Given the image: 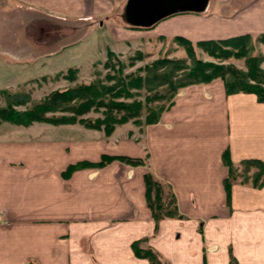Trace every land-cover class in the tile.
Wrapping results in <instances>:
<instances>
[{"label":"crops","instance_id":"obj_1","mask_svg":"<svg viewBox=\"0 0 264 264\" xmlns=\"http://www.w3.org/2000/svg\"><path fill=\"white\" fill-rule=\"evenodd\" d=\"M113 1L21 0L27 12L39 7L70 21L78 20L83 13L95 17L110 12ZM214 1L216 5L225 0ZM241 3V8L231 12L208 13L204 6L177 10L151 22L155 24L152 30L193 39L264 31V0L238 5ZM30 15L26 20L31 23L35 18ZM110 28L99 20L97 30L110 29L123 38L142 32L116 24ZM146 128L143 147L124 144L119 152L139 156L144 154V147L148 148L150 167L170 184L180 217L165 216L154 229L150 210L144 204V167L133 166L135 173L127 176L128 164L117 160L100 168L74 170L68 178L77 177L78 190L67 192L70 197L65 200L60 171L71 161H58L57 167L47 172L58 176L55 182H60L52 201L45 186L41 192L32 190L14 201L9 195H0V208L6 217L0 222V262L147 264L130 248L132 239L146 236L144 243L156 249L168 264H228L229 255L235 264H264V102L250 92L225 93L221 79L213 78L180 87L159 121ZM2 147L0 178L12 175L17 168H10L9 155ZM224 149L234 170L242 174L234 171L228 198L222 184L228 174L221 160ZM246 159L260 164L255 184L252 177L258 165ZM36 162L31 165L32 173H27L28 168L22 176L45 183L46 172L42 174L41 169L53 161ZM116 169L120 170L118 175ZM83 170L98 173L84 175L80 173ZM79 188H85V192ZM89 189L86 202L92 205L78 204V194H86ZM134 197L140 199V205L135 206ZM5 198L9 199L6 203ZM19 202L26 205H14Z\"/></svg>","mask_w":264,"mask_h":264},{"label":"rangeland","instance_id":"obj_2","mask_svg":"<svg viewBox=\"0 0 264 264\" xmlns=\"http://www.w3.org/2000/svg\"><path fill=\"white\" fill-rule=\"evenodd\" d=\"M114 1V9L110 12L99 14V16L95 17H91L89 13H83L78 16V20L73 19L70 21L66 16L47 12L48 9H39V7H31V12H27L25 11L26 7L23 8L21 0H0V88L25 92L29 95L31 101L37 100L51 89L88 81L96 73L103 75L106 69L102 66V62L106 57L107 49L123 60H126L129 55L142 53L141 58L135 60L134 64L129 68H125V70L133 69L137 65L150 62L160 56L186 58L187 54L184 47L173 38L174 35L167 33L156 34L152 30L155 25L153 23H148V25H146L147 23L144 25L131 24L132 22L128 17L131 13L128 8L129 0ZM249 1L252 2L253 0H225L219 1L215 5L214 0H208L207 5L203 9L208 13L213 11L231 12L236 8L242 7V3L238 5L240 2ZM132 3L134 7V1ZM29 15L31 18H35L34 22L30 23L26 20ZM99 20L104 22L105 28L113 27L116 24L127 28L140 29L142 32H135L136 35L133 37L123 38L114 35L110 31V29L113 30L112 28L97 30ZM39 29H42V31ZM248 33H250L248 42L250 45H248L249 48L245 54L240 57L231 55L221 60L208 56L200 46L196 45L195 41L199 39L186 38L192 42L193 52L198 58L213 62L230 63L241 70H245L247 56L255 54L260 56L257 66L264 72V42L255 39V32ZM71 73L73 74L71 79L65 78L66 75ZM249 81L252 82L253 80ZM0 103H2L1 99ZM17 107H22V105ZM88 115L93 116L95 113L89 112ZM146 125L127 120L116 124L111 132L104 133L103 129L89 128L80 122L53 124L45 121H33L28 125L2 122L0 124V147L4 146L2 149L5 148L6 154L9 155L8 163L12 165L10 168L15 166L17 168L14 169L12 175L0 178V195H9L14 201L20 196H26L29 191L41 192L45 186L47 197L52 201L53 197H55V190L58 191L59 189L58 185L60 182H55L58 176L55 178V176L50 175L51 173H47L49 172L48 169L57 167L58 161L91 160L97 158L102 152L128 155L119 151L123 149L124 144L144 145ZM147 149L144 147L145 152L143 155L128 156L139 157L144 161L142 165L144 170H150L154 177L162 183L163 196L166 199L168 188L172 192L173 190L166 179L159 177L151 169ZM35 161H53V163L48 164L50 166H47L45 170L41 169V173L46 172L47 180L45 183H40V181L38 182L35 179H31V181L25 180V177L22 176V173L26 172L28 168L27 173H32L31 165L37 164ZM133 166L136 165H127L125 171L127 176L135 173ZM230 167L233 175L237 172L242 176L239 171L234 170L233 165L230 164ZM33 170L35 172L39 171ZM106 171L100 172L106 173ZM241 171H243L242 167ZM119 172L120 170L116 169L115 173L117 175ZM80 173L93 176L98 172L83 170ZM108 173H111V169ZM61 177H63V198L66 200V198L70 197V193L67 195V192L72 193V190H78L77 185L79 183L77 182V177L72 179L68 178V176L64 177L61 175ZM79 191L85 192V188H79ZM89 192L90 189L86 194L79 192V196L76 197L78 204L92 205L91 202H86ZM8 200V198H5V203ZM133 200H135V206L140 205L139 198L134 197ZM65 204L66 202H63L64 206ZM14 205L23 206L26 205V202H19ZM3 213L0 208V222L6 219ZM2 227L0 225V228ZM142 244L145 243L143 242ZM0 264L9 263L0 262ZM31 264L42 263L32 261Z\"/></svg>","mask_w":264,"mask_h":264},{"label":"trees","instance_id":"obj_3","mask_svg":"<svg viewBox=\"0 0 264 264\" xmlns=\"http://www.w3.org/2000/svg\"><path fill=\"white\" fill-rule=\"evenodd\" d=\"M249 37L250 33L245 32L221 38L199 39L195 44L208 56L221 60L231 55L237 57L244 55L250 45ZM254 37L264 42V31L255 33ZM173 38L184 47L186 58L160 56L133 69L125 70L131 67L135 60H139L142 53L129 55L123 60L107 49L102 62L106 69L103 75L96 73L88 81L51 89L37 100L31 101L25 92L0 88L2 100L0 124L8 122L28 125L33 121L53 124L80 122L86 127L103 129L104 133H109L116 124L127 120L137 124L155 123L172 105L178 88L192 83L208 82L215 77L221 79L225 93L251 92L257 101L264 102V72L257 66L260 56L248 55L245 60L246 69L241 70L230 63L198 58L189 39L181 35H174ZM72 77V73L65 76L68 79ZM21 105L22 107H17ZM89 112H94L95 115H88ZM221 158L228 167V174L222 180L228 198L233 174L226 149L222 151ZM114 159L130 165L144 164L139 157L102 152L94 160L70 162L60 173L67 177L73 170L82 167H101ZM245 162H254L258 165L259 169L254 173L252 180L254 184L257 183L260 177L259 162L254 159H246ZM142 180L144 200L150 210L154 229L164 216L180 217L174 194L169 188L164 199L162 183L148 169L143 171ZM145 240L146 236L132 239L130 242L132 253L136 257L146 259L147 264H167L156 249L148 244H142ZM228 264H235L232 255H229Z\"/></svg>","mask_w":264,"mask_h":264},{"label":"water","instance_id":"obj_4","mask_svg":"<svg viewBox=\"0 0 264 264\" xmlns=\"http://www.w3.org/2000/svg\"><path fill=\"white\" fill-rule=\"evenodd\" d=\"M134 1V7L133 2ZM206 0H129L128 15L132 22L148 24L171 12L202 9ZM131 6V7H130Z\"/></svg>","mask_w":264,"mask_h":264}]
</instances>
